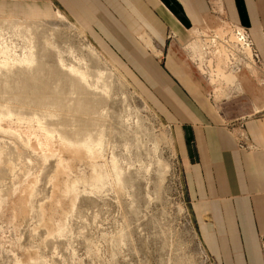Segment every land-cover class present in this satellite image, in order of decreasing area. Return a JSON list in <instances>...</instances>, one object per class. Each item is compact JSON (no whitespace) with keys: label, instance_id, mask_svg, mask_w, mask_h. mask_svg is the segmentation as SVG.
Masks as SVG:
<instances>
[{"label":"rangeland","instance_id":"rangeland-1","mask_svg":"<svg viewBox=\"0 0 264 264\" xmlns=\"http://www.w3.org/2000/svg\"><path fill=\"white\" fill-rule=\"evenodd\" d=\"M51 1L52 18L0 14V264H213L141 77ZM211 9L213 24L182 41L169 33L170 52L153 53L164 64L173 52L224 113L241 91L214 94L199 38L233 23L218 2Z\"/></svg>","mask_w":264,"mask_h":264},{"label":"crops","instance_id":"crops-1","mask_svg":"<svg viewBox=\"0 0 264 264\" xmlns=\"http://www.w3.org/2000/svg\"><path fill=\"white\" fill-rule=\"evenodd\" d=\"M55 1L109 58L141 77L171 131L184 202L211 262L264 264V92L256 86L262 74L246 67L239 80L235 74L229 92H241L222 113L218 103L224 100L215 102L210 87L180 66L173 52L164 64L153 53L170 52L169 33L182 41L186 31L213 24L211 7L218 2L227 20L247 30L264 64V0ZM52 2L0 0V14L52 18ZM225 89L220 86L218 95Z\"/></svg>","mask_w":264,"mask_h":264},{"label":"built area","instance_id":"built-area-1","mask_svg":"<svg viewBox=\"0 0 264 264\" xmlns=\"http://www.w3.org/2000/svg\"><path fill=\"white\" fill-rule=\"evenodd\" d=\"M230 29L231 35L220 34L214 29H206L202 32L199 41H202V52L209 60H214L218 53L224 55V60L227 62V66L234 73L239 74L242 69H246L244 65L249 62V58L242 53L244 48H247L251 52V64L252 67L258 70L264 78V64L259 60L257 53L255 52L251 40L249 39L247 30L236 25H226ZM201 32V33H202ZM248 70V69H246ZM262 249H264V242H262Z\"/></svg>","mask_w":264,"mask_h":264},{"label":"bare ground","instance_id":"bare-ground-1","mask_svg":"<svg viewBox=\"0 0 264 264\" xmlns=\"http://www.w3.org/2000/svg\"><path fill=\"white\" fill-rule=\"evenodd\" d=\"M222 31H223V29H222ZM225 31H227V29L224 30L223 32H225ZM225 33H227V32H225ZM227 34H230V32H228ZM218 54L219 55H217L216 58H215V63L212 64L210 60L208 61V68H209V74H210V83L213 86H215L214 89L217 90V92H216L217 95H218V93L220 91V86L229 85L228 82L232 79L231 76H230L232 71L229 68L225 67L227 65V62H226V60H224L225 59L224 55H222L220 53H218ZM44 148H46V150H49L50 145H49L48 142H45Z\"/></svg>","mask_w":264,"mask_h":264}]
</instances>
